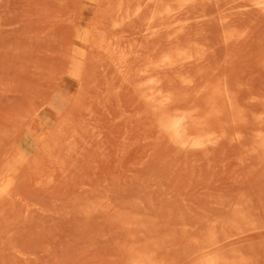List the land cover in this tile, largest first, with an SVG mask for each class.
I'll return each mask as SVG.
<instances>
[{"label": "rangeland", "instance_id": "1", "mask_svg": "<svg viewBox=\"0 0 264 264\" xmlns=\"http://www.w3.org/2000/svg\"><path fill=\"white\" fill-rule=\"evenodd\" d=\"M135 1L0 0V264H264V0Z\"/></svg>", "mask_w": 264, "mask_h": 264}, {"label": "bare ground", "instance_id": "2", "mask_svg": "<svg viewBox=\"0 0 264 264\" xmlns=\"http://www.w3.org/2000/svg\"><path fill=\"white\" fill-rule=\"evenodd\" d=\"M133 1V0H132ZM142 1H143V4H144V1H147V0H138V2H139V4H138V9H139V5H143L142 4ZM158 0H156V2H157ZM134 2H137V1H135L134 0ZM151 2H153V0L151 1ZM154 2H155V0H154ZM155 2V3H156ZM128 4V3H127ZM133 5H137V4H133ZM132 5V6H133ZM145 5V4H144ZM257 5V4H256ZM258 5H259V9L260 10H264V1L263 2H258ZM123 6V5H122ZM129 6H130V1H129ZM132 6H130V7H132ZM164 6V5H163ZM166 6V5H165ZM164 6V7H165ZM128 7V6H127ZM134 7H136V6H134ZM168 8V7H167ZM258 8V7H257ZM141 9V8H140ZM137 10V9H136ZM135 10V13H139L138 12V10L136 11ZM143 10V9H142ZM141 10V11H142ZM165 10H166V8H165ZM169 10V9H168ZM134 11V10H133ZM140 11V10H139ZM160 12L162 11V10H159ZM134 13V12H133ZM216 112V111H215ZM176 115V114H175ZM181 115V114H180ZM174 116V115H173ZM165 118V117H164ZM172 118V117H171ZM187 118V117H186ZM187 120H188V118H187ZM187 120H185V121H187ZM193 121V120H192ZM185 123L186 122H184L183 121V119L182 118H173V119H169L168 121H166V122H162V128L163 129H165V131L167 132V133H169L168 135H170L171 136V139H174L176 142H181V143H183V141H184V139H183V137L185 136V135H187V134H185L186 133V130H187V124L185 125ZM189 128V127H188ZM194 131V130H193ZM186 140V139H185ZM188 141V140H187ZM189 142V141H188Z\"/></svg>", "mask_w": 264, "mask_h": 264}]
</instances>
